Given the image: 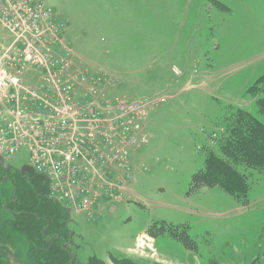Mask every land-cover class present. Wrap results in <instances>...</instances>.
Instances as JSON below:
<instances>
[{"label":"rangeland","instance_id":"374dc122","mask_svg":"<svg viewBox=\"0 0 264 264\" xmlns=\"http://www.w3.org/2000/svg\"><path fill=\"white\" fill-rule=\"evenodd\" d=\"M46 6L66 25L75 66L105 76L109 101L136 103L137 136L145 141L121 172L130 177L122 199L104 203L91 218L71 216L75 261L264 264L263 175L236 165L250 187L247 206L217 187L189 194L192 176L204 168L203 149L215 150L231 107L264 126L257 106L264 96V0H46ZM0 40L12 41L1 28ZM2 165L30 169L25 150ZM6 186L0 185V264H31L30 232L5 207ZM158 221L188 225L198 253L168 237L154 240V257L127 253Z\"/></svg>","mask_w":264,"mask_h":264},{"label":"built area","instance_id":"2783aa9c","mask_svg":"<svg viewBox=\"0 0 264 264\" xmlns=\"http://www.w3.org/2000/svg\"><path fill=\"white\" fill-rule=\"evenodd\" d=\"M0 160L25 150L30 170L71 217L91 218L125 190L139 140L136 103L106 99L105 76L75 66L65 34L46 0H0ZM139 235L131 252L154 257ZM130 253V252H129Z\"/></svg>","mask_w":264,"mask_h":264},{"label":"trees","instance_id":"16d2710c","mask_svg":"<svg viewBox=\"0 0 264 264\" xmlns=\"http://www.w3.org/2000/svg\"><path fill=\"white\" fill-rule=\"evenodd\" d=\"M257 106L264 114V96ZM215 150L206 147L204 168L191 178L189 194L204 188H220L243 206L248 205L250 189L246 176L237 170L256 171L264 176V126L248 112L231 107L223 120V131L214 139ZM0 185H7L6 208L29 230V261L31 264H81L70 250L71 231L67 211L49 193L48 182L30 169L19 171L4 167L0 160ZM154 240L168 237L185 250L197 254L198 246L189 235L188 225H171L163 221L150 224L145 231ZM112 264H139L129 258H110ZM82 264H106L91 257Z\"/></svg>","mask_w":264,"mask_h":264},{"label":"crops","instance_id":"0c3cea01","mask_svg":"<svg viewBox=\"0 0 264 264\" xmlns=\"http://www.w3.org/2000/svg\"><path fill=\"white\" fill-rule=\"evenodd\" d=\"M141 234H142V233H141ZM139 235H140V234H139ZM130 249H132V247H130V248L127 249V253H129V250H130ZM194 257H195V256H194ZM194 259H195V260H194V261H195V264H197V263H198V262H197L198 260H197L196 258H194ZM166 262H168V261H166ZM169 263H170V262H169ZM190 264H191V263H190Z\"/></svg>","mask_w":264,"mask_h":264}]
</instances>
